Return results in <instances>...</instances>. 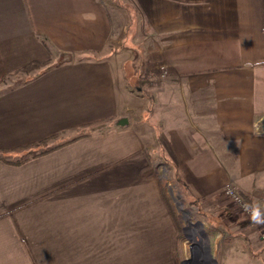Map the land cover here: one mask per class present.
Segmentation results:
<instances>
[{"label": "crops", "instance_id": "1", "mask_svg": "<svg viewBox=\"0 0 264 264\" xmlns=\"http://www.w3.org/2000/svg\"><path fill=\"white\" fill-rule=\"evenodd\" d=\"M132 48L151 77L140 85L157 86L146 101L128 83ZM38 66L0 92V150L83 134L0 161V264H134L166 219L148 196L151 144L193 198L224 201L229 229L256 233L222 190L264 209V0H0V80ZM260 232L241 240V264H264Z\"/></svg>", "mask_w": 264, "mask_h": 264}, {"label": "rangeland", "instance_id": "2", "mask_svg": "<svg viewBox=\"0 0 264 264\" xmlns=\"http://www.w3.org/2000/svg\"><path fill=\"white\" fill-rule=\"evenodd\" d=\"M136 43L140 45L141 40H135V44ZM124 49H126L125 44L119 51ZM129 56L132 58V65H130L132 71H129L128 73L133 77L128 78V83L131 85V89H133L134 92L137 88H140V94L142 93V95H145L144 97L146 101L149 96L153 97L155 95L152 90H157L155 81L151 82L149 85H140V80L148 81L151 79V77L145 75L147 68L146 65L143 66L142 63L140 68L141 60L142 58L146 59V56L141 55L139 48H132V50L128 52V57ZM55 57L57 56H54V58ZM95 57L98 56L95 55ZM42 69L43 68L41 66H38L35 68H28L11 75L3 76V78L0 80V92L17 85L18 83L30 77V75H37L41 73ZM153 99L154 98H152V100ZM137 129L138 132L142 133V127L139 126ZM98 130L99 129L90 128L85 130V134L87 133L88 136V133ZM82 134L83 133L80 132L75 134L67 133L63 136L59 135L54 140L48 141L47 144L49 145L54 143L53 146L62 144L73 140L78 136H82ZM142 135L141 136L144 139L148 138L149 136L148 134ZM64 139L66 141H64ZM151 146L155 147V149H150L147 152L151 158V161L148 162L147 160L148 165L146 170L149 173V177L155 178L156 182L154 183V190H152L148 196L150 197L151 206H153L151 208H153L155 213H158V210L161 211V209L165 208L166 219L163 221L162 217H158L159 221L157 223L158 219L156 217V220L150 224L152 228L143 232V235H147L148 237L143 239L142 245L133 247L134 256L136 258L134 264H181L183 261L190 260L194 256L199 257L197 254L200 252V250L203 251L205 255H203V257L197 258V261H201L198 264H205L204 262L213 264L211 261L219 260L221 255L229 256L230 264H241V250L247 249V247H241V240H246L253 237L258 239L260 238V231L263 230H261L256 224V228H252L253 231H256V233L253 235L249 233V231L252 230L248 231V229H244L245 226L243 225L242 220L241 228H239V230L237 229L238 227L229 229V225L224 223L218 215L220 210L224 209V201L220 202L222 205H220V207L216 210H213L212 208H206L203 205L205 201L202 200V203L199 199L193 198L185 188L183 182L179 181L181 179H179L177 175L176 168L170 163L164 164L165 161L160 158L156 144H151ZM26 152L28 151L23 150L21 153L22 155H20L22 157H26ZM17 155L18 154H16V152L9 153L6 158L12 159ZM108 159L109 158H106L105 161H107L106 163L109 164L111 163V160L114 159V156L110 158L111 160ZM144 172L145 171H142V176L146 178V173ZM227 187L235 188V190L241 196H243V198H245L243 193H240L238 189L232 184H226L222 190V196L224 200L230 203L233 211H236V213L241 215L242 218L247 220L240 213L237 206H235L226 197L224 191ZM154 195H156V197H154ZM166 198L169 201L171 212L174 213L179 222V227L181 228L180 232L174 218L171 217L169 207H167L165 201ZM229 210L230 209L228 208V211ZM156 216L159 215L156 214ZM257 228H259L260 231ZM248 249L253 254L254 248L249 247Z\"/></svg>", "mask_w": 264, "mask_h": 264}, {"label": "trees", "instance_id": "3", "mask_svg": "<svg viewBox=\"0 0 264 264\" xmlns=\"http://www.w3.org/2000/svg\"><path fill=\"white\" fill-rule=\"evenodd\" d=\"M97 125L96 123L95 124H88V125H85V126H81V127H78L81 130H88L90 128H92L93 126ZM59 135L56 134V135H53L49 138H46L44 140H41L37 143H32V144H28V145H25V146H21V147H17V148H11V149H6V150H0V161H4L5 163H9V164H13V165H20L30 159H33V158H36L44 153H47L49 151H53L63 145H66L68 143H71L73 141H75L77 138H74L73 140H70L68 142H65V143H62V144H57V145H54V146H46L48 145V141L50 140H54L55 138H57ZM34 148H37V151L35 152V150H32ZM23 150H26L28 151L26 154L27 156L22 158V159H17V160H13V159H7L6 156L9 154V153H14L16 151H23ZM40 150V151H38ZM146 157H147V160L148 162L151 161V158L149 156V154L147 153L146 154ZM166 201V204H167V207L170 206L169 204V201L167 200V198L165 199ZM169 210H170V213H171V217L174 218L175 222H176V225H178V230L180 232L181 228L179 227V222L177 220V218L175 217L174 213L171 212V208L169 207Z\"/></svg>", "mask_w": 264, "mask_h": 264}, {"label": "built area", "instance_id": "4", "mask_svg": "<svg viewBox=\"0 0 264 264\" xmlns=\"http://www.w3.org/2000/svg\"><path fill=\"white\" fill-rule=\"evenodd\" d=\"M226 197L235 205L237 206L238 210L240 211V213L249 221H250V217H249V213L245 212L243 210V204L245 203H249L247 200H245V198H243V196H241L236 190L235 188L232 187H227L224 191ZM252 223V222H251ZM259 228L261 230H263L264 232V225H258Z\"/></svg>", "mask_w": 264, "mask_h": 264}, {"label": "clouds", "instance_id": "5", "mask_svg": "<svg viewBox=\"0 0 264 264\" xmlns=\"http://www.w3.org/2000/svg\"><path fill=\"white\" fill-rule=\"evenodd\" d=\"M257 134H261L259 131ZM243 210L249 213L250 221L257 225H264V209L258 203H245Z\"/></svg>", "mask_w": 264, "mask_h": 264}, {"label": "water", "instance_id": "6", "mask_svg": "<svg viewBox=\"0 0 264 264\" xmlns=\"http://www.w3.org/2000/svg\"><path fill=\"white\" fill-rule=\"evenodd\" d=\"M121 125H126L127 124V121L126 120H122L121 122ZM199 257H203V255H205L204 253H203V251H201L200 250V252L197 254ZM199 257H197V256H194V257H192L190 260H185V261H183L181 264H198V263H200L199 261H197V258H199ZM213 264H215V262L214 261H211ZM205 264H208V262H204Z\"/></svg>", "mask_w": 264, "mask_h": 264}]
</instances>
